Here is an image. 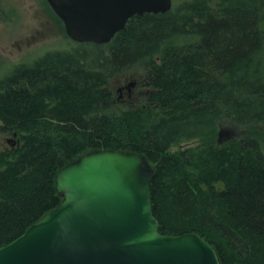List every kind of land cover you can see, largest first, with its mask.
Masks as SVG:
<instances>
[{"label":"trees","instance_id":"16d2710c","mask_svg":"<svg viewBox=\"0 0 264 264\" xmlns=\"http://www.w3.org/2000/svg\"><path fill=\"white\" fill-rule=\"evenodd\" d=\"M137 65L152 91L139 116L117 113L110 81ZM0 124L21 138L0 152V247L62 202L59 169L111 149L153 166L161 234H199L219 264H264V150L252 135L214 142L220 125L264 124V0H185L134 16L108 44L18 65L0 80Z\"/></svg>","mask_w":264,"mask_h":264},{"label":"water","instance_id":"95a60500","mask_svg":"<svg viewBox=\"0 0 264 264\" xmlns=\"http://www.w3.org/2000/svg\"><path fill=\"white\" fill-rule=\"evenodd\" d=\"M78 44H108L134 16L173 0H46ZM16 134H14L15 136ZM153 166L136 152L102 149L58 170L62 202L0 247V264H219L194 232L163 235L152 213Z\"/></svg>","mask_w":264,"mask_h":264},{"label":"rangeland","instance_id":"374dc122","mask_svg":"<svg viewBox=\"0 0 264 264\" xmlns=\"http://www.w3.org/2000/svg\"><path fill=\"white\" fill-rule=\"evenodd\" d=\"M183 1L173 0V8L179 7ZM76 46L77 43L66 36L62 22L46 0H0V80L7 78L18 65H30L49 53L68 51ZM147 74L146 68L137 65L112 78L109 85L116 103L113 109L117 113L133 110L137 116L141 114L139 109L144 108V100L152 91V87L143 82V78L148 79ZM131 82L139 83L134 92L144 94L142 100L130 102L126 95L119 98L121 83L127 85ZM152 109L153 112L158 111V108ZM1 125L0 152L18 148L20 136L14 137V131L2 132ZM242 135L256 137L264 150V124L244 128L220 125L215 131L214 142L223 146ZM199 142L198 139L182 142L173 146L170 153L196 146Z\"/></svg>","mask_w":264,"mask_h":264},{"label":"flooded vegetation","instance_id":"af4514ba","mask_svg":"<svg viewBox=\"0 0 264 264\" xmlns=\"http://www.w3.org/2000/svg\"><path fill=\"white\" fill-rule=\"evenodd\" d=\"M143 82L145 85H149V80L143 78ZM139 83L131 82L130 84L124 85L121 83V86L118 88V92L120 93L119 98H122L124 95L130 99V102H133L136 100H142L144 98V94L142 95L141 92H134L136 87H138ZM16 134V133H14ZM13 134V136H14ZM17 135V134H16ZM16 135L14 137H16Z\"/></svg>","mask_w":264,"mask_h":264},{"label":"bare ground","instance_id":"6f19581e","mask_svg":"<svg viewBox=\"0 0 264 264\" xmlns=\"http://www.w3.org/2000/svg\"><path fill=\"white\" fill-rule=\"evenodd\" d=\"M12 146V145H11Z\"/></svg>","mask_w":264,"mask_h":264}]
</instances>
